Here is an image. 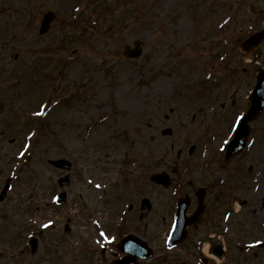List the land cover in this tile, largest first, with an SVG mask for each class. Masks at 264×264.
<instances>
[{"label":"rangeland","instance_id":"obj_1","mask_svg":"<svg viewBox=\"0 0 264 264\" xmlns=\"http://www.w3.org/2000/svg\"><path fill=\"white\" fill-rule=\"evenodd\" d=\"M47 10L58 18L41 36ZM263 13L264 0H0V171L18 176L0 212L1 264H91L76 243L85 228L66 239L64 224L115 221L130 204L127 219L149 216L163 237L176 182L178 196L193 201L206 186L214 231L228 225L229 254L216 264L243 255L236 242L264 238V111L250 122L240 158L216 162L264 68V42L252 55L239 49L264 27ZM229 14L226 31L210 29ZM137 38L143 55L124 57L123 45ZM210 71L217 85L206 81ZM60 157L73 162L61 206L57 180L66 172L48 164ZM161 171L172 187L151 181ZM42 228L38 252L13 256ZM245 264H264V253Z\"/></svg>","mask_w":264,"mask_h":264},{"label":"flooded vegetation","instance_id":"obj_2","mask_svg":"<svg viewBox=\"0 0 264 264\" xmlns=\"http://www.w3.org/2000/svg\"><path fill=\"white\" fill-rule=\"evenodd\" d=\"M206 209L198 227L191 224L187 227L186 237L176 245H169L162 240V233L150 228V221L143 220H112L108 222L91 223L87 230H84L82 239V252L84 258H91L93 254L100 252V258L104 264H109L115 259L133 256L136 252L149 251L147 244L153 249L149 257H142L137 254L136 264H216L225 261L230 250V242L222 235V232L214 231L215 222L207 219ZM73 229L70 228L68 236H71ZM104 233V235H101ZM170 230L164 231V236L169 235ZM77 235V233H75ZM132 234L144 243V247L137 244V241L128 242L125 250L118 248V243L125 236ZM157 239V241H156ZM135 243V244H134ZM100 244V247L97 245ZM238 252L243 253L232 257L234 264H245L254 256L264 253V247L254 246L255 243L236 242ZM221 245V248H218ZM222 254V257H218ZM249 254L250 256H247ZM3 253H0L2 257ZM3 260H0V264ZM100 264V263H99ZM103 264V263H102ZM223 264H225L223 262Z\"/></svg>","mask_w":264,"mask_h":264},{"label":"water","instance_id":"obj_3","mask_svg":"<svg viewBox=\"0 0 264 264\" xmlns=\"http://www.w3.org/2000/svg\"><path fill=\"white\" fill-rule=\"evenodd\" d=\"M55 17L56 15L52 11H49L45 14L44 20L42 21L41 32H45L50 27V23L51 21L54 20ZM263 40H264V30L259 31L255 33L254 35H252L248 40H246L244 43L241 44V48L242 50H245L248 52L253 51L260 45V43ZM141 43H142L141 40H136L134 47H131L130 45H126L123 53L127 57H139L142 54ZM251 101H252V109L249 111L248 115L240 123L239 128L237 129L236 136L234 140L231 142V144L229 145L228 156L232 155L236 151H239V149H241V147L244 145L247 135L249 133V127L247 126V121L249 119L254 118L258 114L256 113V111L257 110L260 111L264 107V70L260 71L258 85L256 86L254 94L251 96ZM259 105L261 106L258 107ZM49 162L53 164L54 166L60 167V168H69L71 166V163L65 159L50 160ZM153 179H155L157 182H163L165 184L169 183L168 179L162 175L154 176ZM67 181H68V177L63 178L60 180V184L64 185ZM63 200H64V195L59 198V201H63ZM185 209L186 207L181 208L179 218L183 215V212L185 211ZM202 211H203V206H200V208H198L197 213L195 214L196 216L194 215L193 217L189 219H186L184 217L183 221L181 222L182 228H183V225H185L186 223H190L194 221L195 219H197L199 215L202 213Z\"/></svg>","mask_w":264,"mask_h":264},{"label":"snow or ice","instance_id":"obj_4","mask_svg":"<svg viewBox=\"0 0 264 264\" xmlns=\"http://www.w3.org/2000/svg\"><path fill=\"white\" fill-rule=\"evenodd\" d=\"M239 119V118H237ZM97 187H99V185H97ZM49 223H51V221H49ZM45 227H47V225H45ZM101 235H104V233H101Z\"/></svg>","mask_w":264,"mask_h":264}]
</instances>
